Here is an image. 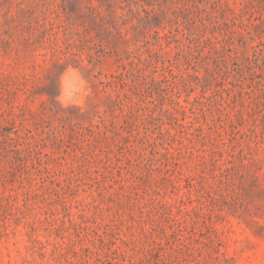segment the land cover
I'll return each mask as SVG.
<instances>
[{"label":"rangeland","instance_id":"rangeland-1","mask_svg":"<svg viewBox=\"0 0 264 264\" xmlns=\"http://www.w3.org/2000/svg\"><path fill=\"white\" fill-rule=\"evenodd\" d=\"M0 264H264V0H0Z\"/></svg>","mask_w":264,"mask_h":264},{"label":"clouds","instance_id":"clouds-1","mask_svg":"<svg viewBox=\"0 0 264 264\" xmlns=\"http://www.w3.org/2000/svg\"><path fill=\"white\" fill-rule=\"evenodd\" d=\"M58 89L59 94L55 99L62 108H79L81 111L86 109L88 98L92 94L91 86L79 68L67 66L59 76Z\"/></svg>","mask_w":264,"mask_h":264}]
</instances>
